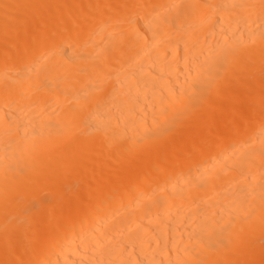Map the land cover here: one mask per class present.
Listing matches in <instances>:
<instances>
[{
    "label": "bare ground",
    "instance_id": "bare-ground-1",
    "mask_svg": "<svg viewBox=\"0 0 264 264\" xmlns=\"http://www.w3.org/2000/svg\"><path fill=\"white\" fill-rule=\"evenodd\" d=\"M0 264H264V0H0Z\"/></svg>",
    "mask_w": 264,
    "mask_h": 264
}]
</instances>
